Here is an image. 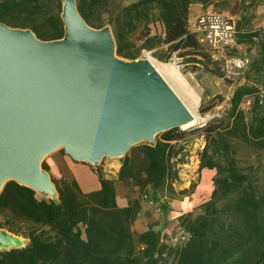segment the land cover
I'll use <instances>...</instances> for the list:
<instances>
[{
	"label": "trees",
	"instance_id": "16d2710c",
	"mask_svg": "<svg viewBox=\"0 0 264 264\" xmlns=\"http://www.w3.org/2000/svg\"><path fill=\"white\" fill-rule=\"evenodd\" d=\"M76 1L89 25L111 26L117 54L123 58L135 59L144 48L167 45L165 59L178 52L189 56L187 62L203 65L207 71L213 70L211 64L221 70L189 28L190 7L199 2L223 9L234 0H131L127 4L121 0ZM62 9L63 0H0V21L30 28L43 40L59 39L65 34ZM155 11L164 26L163 38L147 28ZM142 24L139 44L133 35ZM241 24L243 21L238 22V41L259 42L264 52L262 31L240 33ZM255 37H260L259 41ZM263 68L262 59L253 61L243 76ZM241 78L236 81L225 114L212 117L202 126H176L158 133L155 142L140 147L143 167L126 159L118 172V180H134L141 189L151 185L155 195L172 191L178 179L174 161L180 152L177 143L188 133L200 131L204 135L199 169H216L214 189L199 206V214L180 216V225L189 233L185 244L168 243L167 232L149 228L140 234L142 247L137 249L132 226L141 209L140 198H130L127 206H120L115 180L97 169L101 187L89 192L77 181L51 176L57 199L39 198L30 186L8 180L0 192V228L29 242L0 250V264H264L261 175L259 170L256 173L257 167H241L237 161L238 143L264 150V107L258 103L248 111L240 107L242 99L256 91L251 80L240 83ZM42 167L49 170L45 161Z\"/></svg>",
	"mask_w": 264,
	"mask_h": 264
},
{
	"label": "water",
	"instance_id": "95a60500",
	"mask_svg": "<svg viewBox=\"0 0 264 264\" xmlns=\"http://www.w3.org/2000/svg\"><path fill=\"white\" fill-rule=\"evenodd\" d=\"M62 38L0 21V192L14 179L57 197L42 158L59 146L76 161L123 156L193 115L149 59L119 56L110 25L95 28L63 0ZM0 228V247L19 246Z\"/></svg>",
	"mask_w": 264,
	"mask_h": 264
},
{
	"label": "crops",
	"instance_id": "0c3cea01",
	"mask_svg": "<svg viewBox=\"0 0 264 264\" xmlns=\"http://www.w3.org/2000/svg\"><path fill=\"white\" fill-rule=\"evenodd\" d=\"M217 9L220 10L218 11ZM207 11L222 12L235 17L239 23L243 21V25L241 24V29H239L240 33L259 29L264 33V0H234L231 6L223 9L215 5L204 6L202 3L194 2L190 7V30L194 29L197 17ZM244 44L240 52L248 55L251 62L260 59L264 61V52L259 42ZM259 73H264V68L259 70ZM139 150L136 153L129 151L123 157L117 159L114 170L109 169L107 167L108 164L103 165L106 173L100 170L106 177L115 180L117 202L120 206H127L130 198L127 196V185L129 184L118 180V172L126 159H129V162L133 161L136 163L137 167L144 166V153L140 148ZM45 162L49 166L48 172L50 176L65 178L68 181H77L82 190L86 192L97 190L101 187L98 174L91 165L76 161L66 152L52 151L45 157ZM199 165L200 158L197 157L194 161L191 175L181 177L182 182L180 183L177 180L173 182L174 190L165 191L157 195L154 194L151 185L141 189L134 180L129 181L134 189H138L136 197L140 198L141 203V209L132 226L134 242L138 240L139 244H141L139 241L140 234L149 228L160 231L161 234L164 232L168 233L171 232L175 224L179 223L181 215L191 214L196 216L201 212L199 206L211 197L214 189L213 178L216 174V169L203 168L200 170ZM194 174L198 177H195ZM193 180L196 182L194 188H192L193 184L190 186ZM182 190L187 191L180 193ZM164 205L166 208H164Z\"/></svg>",
	"mask_w": 264,
	"mask_h": 264
},
{
	"label": "rangeland",
	"instance_id": "374dc122",
	"mask_svg": "<svg viewBox=\"0 0 264 264\" xmlns=\"http://www.w3.org/2000/svg\"><path fill=\"white\" fill-rule=\"evenodd\" d=\"M117 1V0H116ZM119 1V0H118ZM123 3L127 4L131 0H121ZM64 5V2H63ZM218 10V9H217ZM220 10V9H219ZM218 10V11H219ZM248 17V16H247ZM148 30L152 35H157L158 37H164V26L158 17V12L155 11L153 14V20L147 26ZM143 29V24L140 25L133 35L139 44L142 43L140 37ZM167 45H161L154 48L151 54L144 55V50L142 49L134 60L149 59L154 67L161 73L165 80L170 84V86L176 91L180 98L185 102V104L192 109L195 116L198 118V122L191 125L190 128L205 125L214 116H222L225 114L226 110L229 108L230 97L236 87L235 80L224 78L222 71L214 66L210 65V69L207 71L203 65H197L192 62H187L189 56H180L178 52L172 53V55L165 59L163 56L166 53ZM128 59V58H124ZM132 60V59H128ZM250 74V73H249ZM245 73V78L242 76L240 83L250 82L253 85H263L264 86V73H259L256 71L250 75ZM238 81V80H237ZM184 127V126H183ZM186 128V127H184ZM157 134L154 136L153 141L143 139L140 142L131 146L127 152L133 151L136 153L140 151L139 148L145 143H153L157 139ZM205 137L200 131H195L193 133H188L184 139L177 143V148L180 149L179 155L174 159L177 161L176 168L178 169V179L177 181L182 182L181 177H187L191 175L194 161L197 157L200 158V153L205 146ZM53 151H62L65 153L64 146H59ZM126 152V153H127ZM125 153V154H126ZM124 154V155H125ZM44 155L42 158V163L45 161ZM123 155V156H124ZM123 156H110L104 155L101 159L95 162L88 163L94 170H102L104 172L105 164H108V168L114 170L116 168V160ZM237 161L241 167L245 168H256V173L260 172L259 183L264 187V150L256 149L255 147L246 145L245 143L237 144ZM87 163V162H85ZM106 173V171L104 172ZM196 174V173H195ZM194 174V175H195ZM195 177H198L195 175ZM195 180L190 183L195 184ZM127 185V196L129 198H134L138 194V189L128 183ZM37 196L39 198L47 199H57L52 198L48 193L37 190ZM150 197V196H149ZM156 221V220H155ZM180 225V220L178 224H175L171 232H168L165 238L166 242H170L171 234L176 230L177 226ZM19 246H26L29 240L23 236H19ZM168 242V243H169ZM137 249L141 248L138 240L134 242ZM9 248V247H7ZM0 247V250L7 249Z\"/></svg>",
	"mask_w": 264,
	"mask_h": 264
},
{
	"label": "built area",
	"instance_id": "2783aa9c",
	"mask_svg": "<svg viewBox=\"0 0 264 264\" xmlns=\"http://www.w3.org/2000/svg\"><path fill=\"white\" fill-rule=\"evenodd\" d=\"M238 21L235 17L217 11H207L201 13L191 30L205 52L209 54L213 61L219 62L224 78L237 81L244 75V72L251 63L250 57L240 52L244 43L238 41ZM264 37V33L262 34ZM259 41L260 37H255ZM144 55L151 54L150 50H144ZM244 77V76H243ZM256 91L251 95H246L240 107L248 111L258 103L264 107V86L255 85ZM189 238V233L178 225L171 234V244H185Z\"/></svg>",
	"mask_w": 264,
	"mask_h": 264
},
{
	"label": "bare ground",
	"instance_id": "6f19581e",
	"mask_svg": "<svg viewBox=\"0 0 264 264\" xmlns=\"http://www.w3.org/2000/svg\"><path fill=\"white\" fill-rule=\"evenodd\" d=\"M158 72H159V71H158ZM159 73H160V72H159ZM160 74H161V73H160ZM164 79H165V78H164ZM188 108H189V107H188ZM189 110L192 112L193 118H192L191 121H189V122L183 124L182 127H183V126H184V127H188V126L194 125L195 123L198 122V118L195 116V114L193 113L192 109L189 108Z\"/></svg>",
	"mask_w": 264,
	"mask_h": 264
}]
</instances>
